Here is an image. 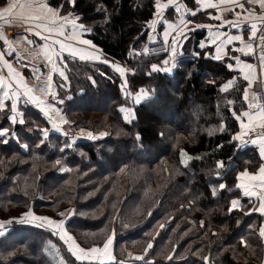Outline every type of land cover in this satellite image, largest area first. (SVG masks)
Instances as JSON below:
<instances>
[{
	"label": "trees",
	"instance_id": "1",
	"mask_svg": "<svg viewBox=\"0 0 264 264\" xmlns=\"http://www.w3.org/2000/svg\"><path fill=\"white\" fill-rule=\"evenodd\" d=\"M45 1L79 20L103 61L66 58L67 82L56 75L66 136L46 135L49 123L29 106L20 107L23 124L9 105L0 110V130H9L0 143V221L29 212L65 220L82 248L113 239L115 262H79L50 231L12 222L0 264H56L51 242L67 264H264L263 217L238 188L239 174L262 161L235 141L234 113L248 111L254 86L229 69L232 59L200 48L201 32L170 71H153L166 57L160 45L143 54L156 0Z\"/></svg>",
	"mask_w": 264,
	"mask_h": 264
},
{
	"label": "crops",
	"instance_id": "2",
	"mask_svg": "<svg viewBox=\"0 0 264 264\" xmlns=\"http://www.w3.org/2000/svg\"><path fill=\"white\" fill-rule=\"evenodd\" d=\"M9 3H15L16 7L13 8V12L20 14V18L12 24H5L0 19V98L6 105L0 110L7 109L8 105L11 108V101L3 95L4 92L16 93L19 99L16 100V111L12 113L19 116V121L21 120L20 107L29 106L45 117L49 123L50 130L44 131L46 135L58 133L66 136L68 120L64 114L63 101L58 98L56 75L60 80L67 82L66 58L89 64L103 61V55L90 42L83 43L87 40L85 36L88 32L77 18L72 15H62L59 10L49 7L45 0H9ZM210 3L215 4L216 7H209ZM160 5L165 7H157L154 18L147 25L148 43L143 51V54L148 55L151 46L160 45L158 50L163 48L160 52L166 57L160 65H156L159 71L168 72L164 69L176 66L177 60L183 55V48L188 39H191L193 43L194 34L203 32L205 37L200 45L203 42L205 45L203 48L213 49L217 59L239 57V61L231 58L232 68L239 72L249 87L258 86L264 82V66L261 65L260 60L263 55L258 54L254 46L252 49L245 47L249 43L245 37L246 26L264 18V8H261L258 2L247 3L245 0H236L235 3H221L220 0H172L169 4V0H161ZM6 6V4H0V8ZM177 7L178 10H176ZM193 11L195 15L191 14ZM225 21H231L239 27H233ZM4 25L23 26L28 34L15 40H8L2 32ZM177 28L179 31L176 30ZM189 29L195 30L189 31ZM166 31L167 37L164 35ZM60 33L64 34L60 35ZM233 35H239L241 39L229 42L227 38ZM173 41L178 42L174 58L171 52ZM61 42L64 43L62 49ZM70 53L75 55H70ZM81 56L84 59H80ZM165 60L169 61L167 65L164 64ZM9 65H11V71H9ZM246 65H253V68L250 70ZM114 68L119 67L114 65ZM13 98L15 99V96ZM249 113L251 115L242 122L246 127H241L243 134L240 140L246 147L255 149L264 164V158L261 156V150L264 149V134L260 127L264 124V115L256 108L250 110ZM76 135L83 136L80 133L74 134ZM253 139L255 143L251 142ZM240 174L238 188L244 198L255 203L256 211L262 215V231L264 230V209L261 208V204H264V180L259 175V169L255 172V178L250 172L249 176ZM245 192L254 193V195L245 196ZM29 213H31L30 216L24 215L23 217L30 221L41 220L36 219L42 216L33 212ZM111 240L112 244L109 245L110 248L108 247V257L111 256V261H100L101 258L106 257L100 251L82 262H115L113 239Z\"/></svg>",
	"mask_w": 264,
	"mask_h": 264
},
{
	"label": "snow or ice",
	"instance_id": "3",
	"mask_svg": "<svg viewBox=\"0 0 264 264\" xmlns=\"http://www.w3.org/2000/svg\"><path fill=\"white\" fill-rule=\"evenodd\" d=\"M72 2H73V0H69V3H72ZM220 2L221 3H230V2L231 3H235L236 0H220ZM245 2H247V3L258 2L260 4L261 8H264V0H245ZM3 3L6 4L7 6L0 8V19H2L5 24H12V23L16 22L17 19L20 18V14L13 12V8L16 7L15 3H9V0H3ZM156 3H157V7H165L163 5H160L159 0H156ZM171 3H172V0H169V4H171ZM239 6L241 8L243 7V5H239ZM209 7H216V5L210 3L209 4ZM176 10H178V7H177ZM22 11H23V9H22ZM5 14H7V16H5ZM191 14L192 15H195L196 13L193 11ZM252 14L255 15V13H252ZM161 23H163V21H161ZM225 23L226 24H231L233 27H239V25L233 24L231 21H225ZM261 23L264 24V18L261 19ZM251 28H252V36L250 37V39L253 38V37H255L256 34H257V31H258V28H257V24L256 23H252L251 24ZM176 30L179 31V28H177ZM192 30H195V29H189V31H192ZM63 34L64 33H60V35H63ZM164 35H165V37H167V35H168L167 31L164 33ZM227 39H228L229 42H231V41H238V40L241 39V37L239 35H233V36L228 37ZM260 39H264V33L261 34ZM83 43L84 44H88L89 41L84 40ZM177 43L178 42L173 41V44H172L171 52L173 54V58L175 57V54H176V44ZM60 46H61V49H62L64 47V43L61 42L60 43ZM200 46H201V48L205 47V45H204L203 42L201 43ZM245 47H247L249 49H252L253 48V45L251 43H248V44L245 45ZM261 48H262V50H264V46H261ZM236 50L239 51L240 49H236ZM253 54H255V53H253ZM70 55H75V54L74 53H70ZM231 58L234 59V60H236V61H239V57H231ZM80 59H84V57L81 56ZM260 60H261V65L264 66V56H261L260 57ZM168 63H169V61H167V60L164 61V64L165 65H167ZM26 67H27V65H26ZM228 67H229V69H231L233 66L231 64H229ZM246 67L251 70L253 68V65H246ZM152 70L153 71H159V68L156 65H153L152 66ZM164 70L165 71H170V69H168V68H165ZM9 71H11V65H9ZM245 78L247 79V77H245ZM10 84H11V82H10ZM227 87H228V85H225L223 90H226ZM29 91H31V89H29ZM3 95L4 96H7L8 99L11 101V110H12V112H15L16 111V100L19 99L18 94H16V93L9 94L8 92H4ZM14 96H15V99L13 98ZM31 98L32 99H35L34 97H31ZM146 98H148V97H146ZM244 98L247 99V95H245ZM255 99H257V98L256 97H253V101H255ZM5 107H6V105H5L4 100L2 98H0V109H3ZM257 110L262 115H264V107H258ZM250 115L251 114L248 111H243L241 113H234V116H235V118L237 120H239L241 118V116L248 117ZM11 119L13 121H15V117H11ZM19 123L23 124L24 123L23 119H21L19 121ZM241 127L244 128V127H246V125L241 124ZM260 127L261 128H264V124H261ZM249 131H252V130L249 129ZM8 133H9V130L8 129H2V130H0V143H6L7 142V135H8ZM242 134L243 133L238 134L235 138L236 139H239L240 138V135H242ZM13 135H14V133H13ZM257 135H259V134H257ZM251 142L252 143H255V139H253ZM23 147L27 148V145H23ZM261 156H262V158H264V149L261 150ZM220 166H222V162H220ZM240 175L249 176L250 174L246 170L243 173H241ZM251 175H252L253 178H255V175L256 174L255 173H252ZM259 175H260L261 179L264 180V164H262L260 166V168H259ZM220 188L221 189H224L225 188V185L224 184H221L220 185ZM244 195L245 196H250V195H254V193L245 192ZM237 203H238L237 200H233L231 202V206L229 208V211L230 212L234 208H236ZM261 208L264 209V204H261ZM24 215L25 216H30L31 213H25ZM61 215H63V214H61ZM37 219L46 220L49 225H55V224H57V221L52 220V219L47 218V217H37ZM7 223H12V221L9 220V221H5V222H0V225L7 224ZM60 223L62 224L63 222L61 221ZM3 234L4 233L0 232V236H2ZM57 234L58 233L56 231H53V235H57ZM261 235L264 236V230L261 231ZM61 239L62 240H65V243H67L69 241L72 242V245L75 248V252H73V248L72 247H70L68 250L70 252H73V254L76 256V259L77 260H85V259H88L90 256H92V254H95V253H98V252L101 251V249L98 248V247H93V248H90V249L82 248L78 244L75 243V241L73 240V238L71 236H68L67 234H65L64 236H61ZM111 244H112V240L111 239H108V241L104 244V250H107L108 247H109V245H111ZM152 246L153 245L151 243H149L148 248L150 249V248H152ZM77 253H79V254L77 255ZM135 258L137 260L143 259V257H141V256H137Z\"/></svg>",
	"mask_w": 264,
	"mask_h": 264
},
{
	"label": "rangeland",
	"instance_id": "4",
	"mask_svg": "<svg viewBox=\"0 0 264 264\" xmlns=\"http://www.w3.org/2000/svg\"><path fill=\"white\" fill-rule=\"evenodd\" d=\"M222 89H224V87H222ZM223 91H226V90H223ZM88 105V104H87ZM249 109H248V112H250V110H252L253 108H251V106H250V104H249V107H248ZM122 110V112H123V114H124V117L125 118H127V111H126V109H124V108H122L121 109ZM165 117H168V116H165ZM245 118L246 117H244V116H242L240 119H241V124H242V121H244L245 120ZM241 124H240V130L238 131V133H236V135H235V137L238 135V134H241V130H242V128H241ZM262 132V131H261ZM74 133H76V132H74ZM84 133V132H83ZM263 133V132H262ZM85 134V133H84ZM91 136V135H90ZM89 136V137H90ZM75 138H79V139H83V136H81V135H76V136H74ZM92 137V136H91ZM240 137H241V135H240ZM235 141H237V143H238V146H240L242 149H247V148H249V147H246L245 145H244V143L243 142H241V140H240V138L239 139H236L235 138ZM239 143H240V145H239ZM36 220H38V219H36ZM0 222H5V221H0ZM12 222H17V223H19V224H24V225H30V226H35V227H39V228H43V229H45V230H47V231H50L52 234H53V231H56L58 234L57 235H54L55 237H56V239L58 240V242L60 243V244H62V245H64L66 248H67V250L70 248V247H72L73 248V252H75V248H74V246L72 245V242L71 241H69V242H67V243H65V240H62L61 239V236H64L65 234H67L68 236H71L72 238H73V236L69 233V232H67L66 231V229H65V224H66V221L64 220V221H62L63 223L61 224L60 222L61 221H57V224H55V225H49L48 223H47V221L46 220H40V221H30V220H27V218H24V217H22V218H20V219H17V220H15V221H12ZM11 224H13V223H7V224H2V225H0V232H2V233H4L2 236H4V235H6V233H8V231H10V228H11ZM2 236H0V237H2ZM73 240H74V238H73ZM75 241V240H74ZM75 243L77 244V242L75 241ZM110 248V247H109ZM101 249V252H103V255H106V257H104V258H101V260L100 261H111V256L110 257H108L109 256V249H107V250H104V247H102V248H100ZM69 251V250H68ZM70 252V251H69ZM73 252H70L75 258H76V256L73 254ZM47 253H48V255L55 261V263L56 264H67L66 263V261L63 259V257H62V254H61V252H60V250L58 249V247L54 244V243H48V246H47ZM79 253H77V255H78ZM92 259H95L94 257H92ZM77 260V259H76ZM77 261H79V262H82V261H84V260H77Z\"/></svg>",
	"mask_w": 264,
	"mask_h": 264
},
{
	"label": "built area",
	"instance_id": "5",
	"mask_svg": "<svg viewBox=\"0 0 264 264\" xmlns=\"http://www.w3.org/2000/svg\"><path fill=\"white\" fill-rule=\"evenodd\" d=\"M257 24V34L255 37L252 36V28L251 24ZM2 32L8 40H15L25 35L26 29L23 26H12V25H4L2 27ZM264 33V24L261 23V20L254 21L249 23L246 26V39L249 43H251L255 48L258 54L264 56V50H262L261 46H264V39H260L261 34ZM253 97H256L255 101H253ZM249 104L251 108L258 109V107H264V82L260 83L258 86H255L251 89L249 93ZM264 134V128L261 130ZM71 136H74L73 133H70Z\"/></svg>",
	"mask_w": 264,
	"mask_h": 264
}]
</instances>
